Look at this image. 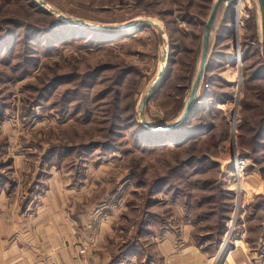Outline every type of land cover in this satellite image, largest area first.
Instances as JSON below:
<instances>
[{"label":"rangeland","instance_id":"374dc122","mask_svg":"<svg viewBox=\"0 0 264 264\" xmlns=\"http://www.w3.org/2000/svg\"><path fill=\"white\" fill-rule=\"evenodd\" d=\"M43 1L64 16L85 21L100 31L105 27H123L139 20H151L164 33L161 35L155 27H145L131 37L107 43L70 40L68 33L64 34L65 38L61 36L52 41L49 33L63 30L57 23H50L52 18L56 20L55 16L39 13L30 5L31 0H0V38L10 40L4 45L0 42V165L3 163L0 194H4L3 183H6L3 175L9 182L6 186L14 182L15 188L10 195H19V185L28 189V195L32 194L40 169V155L48 147H57L59 143L61 147L109 143L118 150V160L113 161L114 166L104 165L94 173L87 172L86 179L101 183L95 196L100 202L95 207L98 209L93 219L98 228L106 225L112 231L107 245L112 256L110 264L160 263L162 256L157 248L160 237L156 233L163 227V221L167 226L171 223L182 237L190 225L194 242L216 260L222 259L241 240L248 244L249 254L264 258V169L258 171L260 192H251L246 182L253 165L257 166L255 160H262L264 167V149L257 151L254 140L259 133V122L264 118V78L257 72L264 64L257 0H241L238 10L237 3L223 4L210 33V57L215 59L218 54L222 55L221 64L214 68V75H210L211 70L206 73L198 96L203 94L209 80L212 93L219 94L222 102L216 101L211 109L203 110L199 106L201 111L196 119L210 120L213 128L184 150L172 151L169 146L149 154L136 150L135 130L130 128L139 121V104L149 88L155 89L161 81L156 78L165 50L163 73L166 78L144 107L143 117L146 122L177 119L198 68L203 26L215 0ZM237 11H240L239 17ZM236 19L239 24L235 34ZM48 40L52 44L49 51L46 49ZM232 57L235 60L231 61ZM99 68L102 72L92 80L86 77ZM61 76L71 78L51 88V81ZM83 83L90 87H84ZM35 100L38 106H32ZM202 103L205 99L198 105ZM61 110L63 114H59ZM109 118L113 121L107 125ZM110 123L118 126L112 127V131L119 134L107 137L104 135ZM253 149H256L255 156L251 152ZM237 153H242L248 162L242 182L243 209L236 222L231 220L235 200L234 193L229 191L232 199L226 229L231 232L230 237L226 238L225 229L212 240L208 235L215 220L209 216L210 208L203 201L215 196L216 202L221 197V186L229 187V162ZM190 156L198 160L206 157L217 167L197 173L190 181L183 177L191 171L190 167L182 171V177L170 175L175 161H184ZM75 158L64 155L61 168L66 170ZM85 158L87 164L89 157ZM195 159L191 161L192 166ZM49 169L46 166L41 169L40 181L44 179L43 173L56 171ZM163 179L169 180L170 185L174 184L189 198L181 197L178 207H173L162 200L161 193H156L149 203L148 192L154 183ZM211 182L216 183L213 190L209 188ZM206 184L207 189H201ZM215 185H218L216 189ZM183 201L189 205V219L182 217L188 210ZM199 201L202 203L198 210ZM257 203L262 209H254L252 205ZM112 204L116 205V210H111ZM230 222L233 226H229ZM212 230L216 234L218 228ZM216 239L217 244H214ZM223 244L226 245L223 247ZM120 250L128 251L127 257L122 256Z\"/></svg>","mask_w":264,"mask_h":264},{"label":"crops","instance_id":"0c3cea01","mask_svg":"<svg viewBox=\"0 0 264 264\" xmlns=\"http://www.w3.org/2000/svg\"><path fill=\"white\" fill-rule=\"evenodd\" d=\"M220 56L218 54L212 59L210 75H214V68L221 64ZM209 90L212 91V82ZM93 155H90L87 164L85 161L82 163L76 180L72 178L73 170H64L61 165L51 167L56 171H49L50 168L29 195L28 189H22L20 185L19 195H10L15 188L14 182H10L9 186L5 185L7 182L3 183L4 194H0V264H110L112 256L107 245L112 231L106 225L98 228L93 219L98 209L95 207L100 202L95 196L101 183L86 178L87 172L94 173L104 165H114L111 161L96 163L95 159H91ZM258 171V167L253 165L246 176L251 192H260L262 188ZM163 198L173 207H178L181 202L179 197L170 200L164 195ZM111 207V210H116L115 204ZM191 228L189 225L182 237V233L179 235L171 223L161 227L156 233L160 237L157 248L162 256L157 264H264L263 257L249 254L248 244L242 240L237 241L222 259L216 260L194 242L190 236Z\"/></svg>","mask_w":264,"mask_h":264},{"label":"trees","instance_id":"16d2710c","mask_svg":"<svg viewBox=\"0 0 264 264\" xmlns=\"http://www.w3.org/2000/svg\"><path fill=\"white\" fill-rule=\"evenodd\" d=\"M230 4L232 5V3H230ZM230 4L228 6L231 7ZM30 5L33 8L35 7L39 13H42L44 15L52 17V15H50L49 13H47L46 11L41 9L33 0H31ZM222 6H223V4H221L217 9L216 15L214 17V20H213L211 28H210V33L213 29V26H214V23L216 20V16L219 12V9ZM50 23L51 24L57 23L59 26L63 27V30L61 28L57 31H53V32L49 33V35L52 38V41H54L53 39H56V38L59 39L61 36H62L61 38H65L64 34L68 33V35L70 34L69 35L70 40H74V39L88 40L87 42H89V44H92V43L100 44L102 42L107 43L110 40L123 39L125 37H131L135 33H137L138 31H140L142 28H145V26H142V27H139V28L131 30V31L110 32V31H103V30L100 31V30L86 29V28H82L80 26H71V25H67L64 23H60L57 21V19L55 20L53 18H52V21ZM15 25L17 28H19L18 23H15ZM9 35L13 36L12 34H9ZM210 37L211 36L209 34L206 69H205V72L203 74L201 81L206 79V73L210 70L209 65L212 61V59L210 57V42H211ZM9 41L10 40L8 38L5 40L0 38V42L3 45L8 44ZM51 48H52V44L50 43V40H48L46 49H47V51H49ZM200 51H201V47H200ZM196 71H195V74L193 75L194 76L193 80L195 78ZM100 72H102L101 68L95 70L93 73L87 75L86 77L90 78V80H92ZM257 72H258V75L260 77L264 78V64ZM70 78L71 77H65V76L56 77L55 79H53L51 81V88L54 87L58 83H62V82L67 81V79H70ZM165 78H166V75L163 76L159 86L164 82ZM201 81H200V84H201ZM83 86L84 87H90L89 84L86 85L85 83H83ZM209 86H210V81L208 80L206 82V86H205L203 94L201 96H198V91H199V89H198L196 97H195V104H194L193 109L190 111L189 117L178 127H175L173 129H170V130H165V131H153V130L145 128L143 125H141V123L139 121H136L134 124H132L130 126V128L133 127L135 130L133 134L135 135L134 140H135V144H136V147H135L136 150L139 152H142V153H148L149 154V153H154L156 150H158V148L172 146L171 147L172 151H174V150L179 151V149L182 150V149H185L186 146H190V144L195 142L194 141L195 139L201 138L205 133H209V131L213 128V125H212V123H210V120L209 121L207 119L205 120L203 116H202L203 118L200 117V118L196 119V116L199 113L198 111H201L199 106H201V108L203 110H205L207 108L211 109V108H213V105H214V103H216V101H218L219 103L222 102L220 99V95L216 94L214 92L212 93V91L209 90ZM190 89H191V87H190ZM156 90L157 89H155L154 92H156ZM189 92H190V90H189ZM153 95H154V93H153ZM222 96L227 97V99L231 98V96H229V95H222ZM151 97H150V99H151ZM209 97H211L210 101L208 99ZM202 99L203 100L205 99V103L198 105L199 102L202 101ZM149 100H148V102H149ZM38 104L39 103H37L35 100L33 102L32 106H38ZM185 104H186V102H185ZM185 104H184L183 108L181 109L180 114L177 117V119L180 117V115H181V113L185 107ZM114 111H115V109H114ZM63 113H64V110H61L59 112V114H63ZM113 118L118 119L119 117H117V116L114 117V115H113ZM176 120H174V121H176ZM107 121L108 122L106 124L108 125L110 121L111 122L113 121V119L109 118ZM174 121L161 120L158 122H148V123L151 124L152 126L162 127V126L169 125V124L173 123ZM112 127L116 128L118 126H116L113 123H110L109 130L106 132V134L104 136H107V135L112 136L113 134H119L118 132L112 131ZM263 133H264V118L259 122V133H257V136L256 135L254 136V140L256 143L255 146H256L257 151L264 149V136L262 135ZM188 149H189V147H188ZM256 149L251 150V152L254 156L256 153ZM117 152H118V150L115 149L114 147L112 148V145H110L109 143H100V142H96L95 144H93L92 147H89V145H87V146L83 145L82 147H73V146H69V147L68 146H62L61 147L60 143L57 147L56 146L48 147L47 149L43 150L41 155H40V158H39L40 169H39V173L36 177V181H35L34 186L35 185L37 186V182L40 179V176L42 174L41 169L44 166H46L48 169L51 167H55V168L60 167L61 160H62V158H64V155H67L69 157H71V155H74L76 157L74 160L71 161L72 163L70 165H68V167H67L68 169L73 170L72 178L74 180H76L78 178V173H79L78 171H80V168L82 167V163H84V159H86L85 158L86 156L90 157V155L94 154L93 159H95L96 163L97 162H109V161L113 162V161L118 160V157L116 155ZM62 153H64V154H62ZM194 159H195L194 156H190V158H188L184 161H181V160H178L179 162L175 161L172 164V171H170V175H172L174 177L175 176L182 177V175H183V174H181L182 171L186 172V170L190 167L192 169L188 173V175L183 176L185 178H188V180L190 181V180H193V178H195L194 176L197 173H206L207 170H209L211 167H217V165L214 162H211L206 157L202 158L201 160H198L196 157L194 165L192 166L191 161ZM261 161L262 160H260V162L258 160H255L254 164H257V166L259 167V170L263 171L264 167H262ZM2 165H3V163L0 166H2ZM46 175H47L46 173H43L44 178ZM3 178L9 184V182L7 181V177L5 175H3ZM166 178L168 179V177H166ZM167 179H163L162 182L154 183L155 186H153L152 189L148 192V202L149 203H152V196L156 193H161L162 196H164V195L168 196L170 200H174L177 197L180 198V201L182 200V198H184V199L189 198L188 196H186V193H184V194L181 193L179 191L178 187H175L174 184L170 185V182ZM159 183H161V184H159ZM214 184H216V183L211 182V184H209V188L211 190H213ZM162 185H165V186H162ZM205 187L202 186L201 189H207V187H208L207 184L205 185ZM217 187H218V185H215V189ZM113 191H115V189H113ZM219 193L221 194V197H219L216 202H214L216 200L215 196H210V197L206 198L205 201H203L204 203H206L208 205V208H210L209 213H208L209 216L212 217L213 220H215L213 227H211V234L208 235V236H210V238L212 240L216 235L218 236V235L222 234V232L226 229V223L229 219V213L231 211L232 193L227 191L222 186H221V189H219ZM201 203H202V201H199L197 203L196 209L199 210ZM182 204L185 206L186 210L189 208L188 203H186L185 201H183ZM252 206L254 207L255 210L262 207V205L260 203H257V205H255V206L252 205ZM146 208H148V206ZM146 213L147 212H145V214ZM189 214H190V212L188 209L187 213L185 214V218L189 217ZM147 216H150V213H147ZM163 223L167 224L164 221H163ZM140 224L142 225V223H140ZM214 227L218 228V230L216 231V234L212 230ZM195 232H196V230L193 233L194 235H195ZM210 238L208 237V239H210ZM133 239L136 240L137 237H133ZM213 243L217 244V239L215 241H213ZM213 243H211V244H213ZM119 252H121L122 256L125 257L128 251L126 252V251L120 250Z\"/></svg>","mask_w":264,"mask_h":264},{"label":"water","instance_id":"95a60500","mask_svg":"<svg viewBox=\"0 0 264 264\" xmlns=\"http://www.w3.org/2000/svg\"><path fill=\"white\" fill-rule=\"evenodd\" d=\"M35 3L41 9H43L44 11L49 13L50 15L55 16L57 21L60 23H64V24L69 25L67 23V21H72L75 24H79L80 27H82V28L97 30L92 25H90L89 23H87L85 21L75 19V18L66 17L62 13H60L59 11H57L51 7L48 8L49 5L43 0H36ZM225 3L234 4V3H236V0H215V2L213 3V5L211 7L209 16H208V18H207V20L203 26V33H202V40H201V51H200V59H199L198 68H197L196 75H195V78L193 80L190 92H189V96H188L186 104H185V107H184L180 117L176 121H174L173 123L166 125V126H162V127L152 126L151 124H149L148 122H146L144 120V117H143L144 106L146 105V103L148 102L150 97L153 95L155 89H157L159 87L160 83H158L156 85L155 89H153V86H151L149 88L148 93L142 98V100L139 104L138 119H139V122L141 123V125H143L145 128L153 130V131L170 130V129H173L175 127L180 126L189 117L190 111L193 109L194 104H195V97H196L197 91L199 89L200 81H201L203 74L205 72V69H206L207 49H208V39H209V34H210V28H211L212 22L214 20V17L216 15L218 7L221 4H225ZM257 3H258L259 14H260L261 56H262V60L264 63V0H257ZM46 8H48V9H46ZM71 26H77V25H71ZM142 26L155 27L161 35L164 33L163 30L159 26L155 25L153 23V21H151V20H139V21L133 22V23L128 24V25L123 26V27H105L103 29V31H110V32L131 31V30L137 29V28L142 27ZM163 75H164L163 72L158 73V77L160 78V80H162Z\"/></svg>","mask_w":264,"mask_h":264},{"label":"built area","instance_id":"2783aa9c","mask_svg":"<svg viewBox=\"0 0 264 264\" xmlns=\"http://www.w3.org/2000/svg\"><path fill=\"white\" fill-rule=\"evenodd\" d=\"M236 3H237V8L236 10H238V7L240 8V4H241V1L239 2V0H236ZM234 25H236V22H234ZM235 60V58H231V61ZM237 61H240V58L237 59ZM240 98V96H239ZM235 103H236V99L234 100ZM230 164V168H231V173L229 174V177L231 178V182L229 183V187L226 188L227 191H231L234 193V200H235V203H233L234 205L233 206V210H232V213H233V216L231 217V220H234L235 219V222H236V218L238 216V213L240 212L241 209H243V205L242 204V199L245 198V195H244V190H242V182L244 181V177H245V171H246V167H247V158L242 154V153H237L234 155V157L230 160L229 162ZM228 168V166H227ZM230 219V217H229ZM229 221V220H228ZM229 226H233V222H230L229 223ZM229 230V228H228ZM227 233V237L226 238H229L230 237V233L231 232H227V229H226V232ZM226 244H223V247L225 246ZM81 254L83 253V251L80 252Z\"/></svg>","mask_w":264,"mask_h":264},{"label":"bare ground","instance_id":"6f19581e","mask_svg":"<svg viewBox=\"0 0 264 264\" xmlns=\"http://www.w3.org/2000/svg\"><path fill=\"white\" fill-rule=\"evenodd\" d=\"M36 1V0H35ZM241 0H239V2H240ZM244 1V0H243ZM48 8H50V6H48ZM48 8H46V9H48ZM239 8V7H238ZM240 14V11H237V17H239V14ZM67 22H72V21H67ZM154 23V22H153ZM155 24V23H154ZM238 24H239V22H238V20L236 19V25H235V28H234V32H235V34L236 33H238ZM155 25H157V24H155ZM157 26H159V25H157ZM160 27V26H159ZM161 28V27H160ZM164 36V35H163ZM166 51L165 50H163V55H162V59H161V65H162V67L160 68V70H159V72H164V64H165V62H166ZM239 58V57H238ZM239 64H241V63H239ZM158 76H157V78H156V80H158ZM155 80V81H156ZM230 80V79H229ZM232 81V80H231ZM249 188V187H248Z\"/></svg>","mask_w":264,"mask_h":264}]
</instances>
